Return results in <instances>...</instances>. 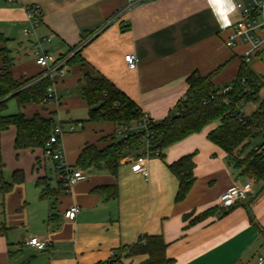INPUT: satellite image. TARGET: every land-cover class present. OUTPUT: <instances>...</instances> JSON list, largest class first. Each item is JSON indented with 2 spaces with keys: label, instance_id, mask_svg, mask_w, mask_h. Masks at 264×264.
Wrapping results in <instances>:
<instances>
[{
  "label": "crops",
  "instance_id": "1",
  "mask_svg": "<svg viewBox=\"0 0 264 264\" xmlns=\"http://www.w3.org/2000/svg\"><path fill=\"white\" fill-rule=\"evenodd\" d=\"M133 1L0 0V74L3 49L18 82L42 73L37 41L56 58L75 52L66 74L54 81L57 103L19 107L11 100L5 112L53 117L60 123L69 167L76 168L85 148L108 146L116 130L112 123L87 121L88 106L80 93L86 76L108 79L144 115L161 121L176 112L192 73L215 74L219 90L239 73L246 46H225L229 28L240 19L239 0H148L129 6ZM35 5L41 23L34 36L26 37V9ZM133 53L136 70L125 63ZM263 54L264 48L255 58ZM207 128L165 148L162 156L147 158L148 179L135 171L139 156L133 154L120 162L116 174L105 167L78 169L86 180L69 192L43 149L16 150L17 130L8 128L0 142L4 178L12 188L0 195V264H107L113 252L119 264H144L149 255L132 250L139 240L155 236L167 245L166 264H258L264 258V183L237 177L208 140L213 129ZM190 154L195 182L177 202L179 181L169 165ZM16 171L24 174L23 180H13ZM247 182L252 185L247 200L229 212L219 205L222 193ZM73 206L79 212L68 220L65 213ZM31 238L47 241V249L30 246Z\"/></svg>",
  "mask_w": 264,
  "mask_h": 264
},
{
  "label": "trees",
  "instance_id": "2",
  "mask_svg": "<svg viewBox=\"0 0 264 264\" xmlns=\"http://www.w3.org/2000/svg\"><path fill=\"white\" fill-rule=\"evenodd\" d=\"M1 56L3 69L0 74V140L4 131L15 127L16 150L44 149L55 125L53 117L36 114L32 118H27L21 112L13 115H7L5 112L11 100H15L19 107L43 105L47 98V89L52 82L50 79H41L33 83L42 73L24 82L16 81L11 73V62L5 49L1 50ZM74 59L76 55L69 62ZM214 76L215 74L203 76L194 72L187 78V92L175 108L179 115L172 114L161 121L152 122L149 136L152 151H160L162 156L165 148L202 132L215 121H220V125L211 130L207 138L227 156H231L236 151L247 150L250 140L255 138L258 131L260 135H263L264 98L260 101L258 109L251 115L243 114L238 117V114L234 116L227 114L231 109L236 111L241 101L245 102L244 107L258 101L259 94L264 88L263 77L255 73L248 63L243 61L236 79L228 84L232 86V89L222 93L227 85L222 90L216 89L213 84ZM80 93L88 106L87 121L112 123L116 126V130L109 137L108 146L102 149L95 146L85 148L78 158L76 169L105 167L116 174L124 158L133 154L141 156L143 153L144 132L129 133L127 138H121L119 132L123 128L135 129L143 120L144 114L131 98L104 77L86 76L84 84L80 87ZM227 100L228 105L225 103ZM259 148L260 151L264 149V142ZM244 165L242 177L247 176L254 182L264 183V150L261 153L255 152L249 155ZM194 168L193 154L186 155L169 165L172 174L179 181L177 202L184 200L190 192L195 182ZM4 170L0 142V195L8 193L12 188V183L5 181ZM23 179L24 174L21 171L14 172V181ZM233 207L228 208L227 212ZM207 215L208 213L198 215L194 221ZM189 218L190 215L185 217V219ZM166 247L161 237H147L139 240L132 252L149 255V259L144 264H166Z\"/></svg>",
  "mask_w": 264,
  "mask_h": 264
},
{
  "label": "built area",
  "instance_id": "3",
  "mask_svg": "<svg viewBox=\"0 0 264 264\" xmlns=\"http://www.w3.org/2000/svg\"><path fill=\"white\" fill-rule=\"evenodd\" d=\"M9 3H14L16 0H6ZM148 0H134L129 6L142 3ZM237 9L240 12V19L234 23L230 28V34L225 41V46L228 48H234L239 45H245L246 49L243 52L242 59L246 63H251L253 58L264 48V0H239L236 4ZM128 8V7H127ZM126 9V8H125ZM122 13L119 12L117 17ZM26 16L28 21V26L24 29V35L26 37H31L35 35V31L41 23L42 13L40 8L35 6H29L26 9ZM43 41H49L48 38H44ZM41 42H36V63L42 69V75L35 80L33 83L40 81L41 79H50L52 84L47 89V98L45 104L57 103L58 96L54 87V81L56 77H63L66 74L69 59L75 55V52H71L69 55L63 58H56L48 53H45L41 49ZM125 63L130 70H136L138 68V58L136 54H129L125 56ZM232 89L231 85H227L222 93H227ZM229 104L228 100L225 102ZM245 102L241 101L238 105V109L235 111L231 109L227 112L232 116L238 114L237 116L245 114L244 110ZM174 114L179 115L175 112ZM152 121L148 116L144 115L143 120L140 124L135 127V129L128 130L123 128L119 132L121 138H127L129 133H142L144 132L145 145L141 156H139L135 161V171L143 174V176L148 179V171L144 166L147 158L151 156H160V151L151 150L150 142V131L152 127ZM156 122V121H155ZM74 129L70 128L69 132H73ZM65 135L60 123H55L52 128L49 140L43 149L44 159L51 161L54 164L55 170L59 174V181L63 189L69 192L73 186L78 182L86 180V176L81 170L73 167H69L64 158V152L62 149L61 140ZM264 135V133H263ZM257 152L261 153L264 149L260 151L259 146L256 148ZM252 194V185L250 183H244L241 185H236L233 188L225 191L221 194L219 198V205L224 208L233 207L240 201L247 200ZM79 212L77 206L71 207L65 213V218L68 220H74ZM28 244L34 247L38 251H44L48 247L47 241H41L38 238H31ZM107 264H119V258L116 253H111L110 262ZM258 264H264V258H259Z\"/></svg>",
  "mask_w": 264,
  "mask_h": 264
},
{
  "label": "rangeland",
  "instance_id": "4",
  "mask_svg": "<svg viewBox=\"0 0 264 264\" xmlns=\"http://www.w3.org/2000/svg\"><path fill=\"white\" fill-rule=\"evenodd\" d=\"M252 66L254 65V70L256 72H258V74L261 75V77H263L264 80V54L260 55V57L257 58H253V60L250 63ZM263 92L261 93V96H259V99L257 102H253L248 104L243 112L248 115V114H252L256 108L257 105H259L260 101L262 100V97L264 95V88L262 89ZM13 105V104H11ZM220 125V121H215L212 124H210L208 126V128L210 129H214L217 128ZM207 128V129H208ZM264 142V135H260L259 131L256 133L255 138L250 140V146L248 147L247 150H245L244 152H240V151H236L234 152L231 156H227V154H225L224 152H222L224 154V159L226 164L231 167V169L233 170L234 174L237 177H242L241 176V172L245 169V165L244 162L246 161V159H248L249 155H251L252 153L257 152L256 148L258 146H260L262 143ZM244 178L246 181H252L250 178H248L247 176L242 177ZM224 208V207H223ZM227 209V208H224Z\"/></svg>",
  "mask_w": 264,
  "mask_h": 264
}]
</instances>
